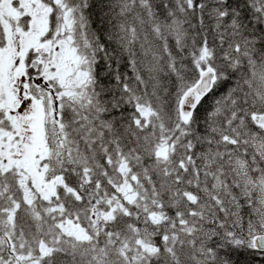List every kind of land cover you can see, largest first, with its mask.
<instances>
[{
	"label": "snow or ice",
	"instance_id": "snow-or-ice-1",
	"mask_svg": "<svg viewBox=\"0 0 264 264\" xmlns=\"http://www.w3.org/2000/svg\"><path fill=\"white\" fill-rule=\"evenodd\" d=\"M0 264H264V0H0Z\"/></svg>",
	"mask_w": 264,
	"mask_h": 264
}]
</instances>
